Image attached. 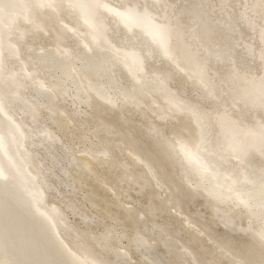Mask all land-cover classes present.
Returning <instances> with one entry per match:
<instances>
[{
  "label": "bare ground",
  "instance_id": "6f19581e",
  "mask_svg": "<svg viewBox=\"0 0 264 264\" xmlns=\"http://www.w3.org/2000/svg\"><path fill=\"white\" fill-rule=\"evenodd\" d=\"M112 1L116 3L111 0H0V264L112 263L92 252L79 234L81 231L68 221L57 203L45 200L48 188L53 186L47 181V172L51 174L59 166L65 178L70 176L60 164L61 159L68 162L75 180L80 181L90 173L95 176L94 163L112 172L107 152L99 149V142L82 137L93 147L84 148L78 154L63 144L65 158H61L54 148L55 142H61L59 136L46 128L43 120L37 122L39 104L59 130L74 123L64 106L59 105L60 97L65 102L68 88L71 98L75 99L70 102L74 106L71 114L87 115L84 121L93 123L95 135L113 133L114 125L99 115L104 110H119L118 122L125 124L128 119L121 116L122 111L125 114L139 111L144 115L140 107L144 104L146 109H151V114L155 112L154 116L163 123L155 125L149 121L147 128L157 137L150 140V149L159 168L167 173V162L174 157L186 180L184 196L190 200L195 195H203L205 205L226 233L246 232L249 242L237 245L231 240L218 241L208 234L206 227L193 233L189 218L184 222L186 232L190 231L186 233L188 237L201 247L204 237L210 241L211 249L207 252L210 264H221L223 259L227 264H264V164H259L264 162V0H233L240 6L238 24L247 28L251 36L244 40L241 32L234 29L231 41L223 37L224 24L228 25L223 20L229 14L226 6L231 8L227 0H216L215 4L213 0H202L201 7L193 12L195 20L190 26L183 25L178 18L180 11L174 8V1ZM214 8L218 14L209 21L203 15ZM47 28H51L53 39L46 43ZM113 35L124 40L123 44L114 42ZM253 37L258 42L256 48L250 41ZM238 46L239 58L245 54L249 62L254 58L261 63L259 72L255 74L251 68H239L235 64L233 51ZM211 56L226 61L220 77L209 65ZM33 60H38L37 66ZM150 63L153 69L147 70L146 65ZM49 72L55 74L51 81L43 78ZM121 78L126 84L121 85ZM171 78L176 83L185 82L192 90L198 87L203 98L197 92H189L199 100L184 102L189 96L182 100L177 89L170 90L167 81ZM185 87H181L183 96L187 92ZM221 92L224 98L219 97ZM117 93L123 98H115ZM205 104L211 107L206 110ZM68 105L67 102V108ZM79 105L91 113L77 109ZM13 110L21 114L14 116ZM171 118L177 122L169 134L172 137L166 138L163 126ZM143 139L139 138V142L147 145ZM118 141L112 145L113 149H128L132 163L143 161L148 171L153 168L135 139L125 135ZM37 146L50 157L51 166H43L47 160L41 154L35 156L33 148ZM135 166L131 161L123 162L127 172L122 171L116 178L137 183L140 192L148 178L134 169ZM153 172L158 180L159 174ZM168 175L172 177L170 172ZM95 180L100 179L96 176ZM53 190L57 188L53 186ZM167 193L164 205L175 207L172 191ZM153 198L155 195L149 194L150 205L146 211L156 215L163 207L155 206L151 202ZM65 202L64 206L76 213L77 206L67 198ZM91 203L95 204L94 199ZM126 211L130 218H135L136 210ZM77 214L85 225L93 222L79 208ZM244 219H247L245 225L240 224ZM137 220L141 218L137 216ZM109 233L104 230L98 236V244L104 252L125 260L126 250L111 246L113 236ZM152 233V239L158 237L179 262L191 264L186 250H192L181 240L162 236L160 230ZM130 241L150 264H172L167 257L149 258L148 255L154 254V245L146 236L136 233ZM195 259L197 264H203L198 257Z\"/></svg>",
  "mask_w": 264,
  "mask_h": 264
},
{
  "label": "rangeland",
  "instance_id": "374dc122",
  "mask_svg": "<svg viewBox=\"0 0 264 264\" xmlns=\"http://www.w3.org/2000/svg\"><path fill=\"white\" fill-rule=\"evenodd\" d=\"M170 2L174 1L175 6L174 8L179 10L178 18L181 19V22L185 26H190L191 23L195 20L193 14L195 13V9L201 7L202 0H169ZM242 0H239L241 2ZM112 3H116L115 1H112ZM200 3V4H199ZM213 4L216 3V0H213ZM227 4L231 6V8H227V11L229 12L228 15H223V20L227 22L228 25L224 24V39L228 38L229 40L234 36V29H238L241 32V37L244 38V40H249L251 36V32L247 28H245L243 25L238 24L239 20L237 18V8H239V4L237 2H233V0H227ZM193 7H192V6ZM189 7V8H188ZM156 8V6H155ZM153 10V8H151ZM190 9V10H189ZM192 9V10H191ZM201 9V8H200ZM45 8L41 12L44 13ZM160 11V7L157 9V12ZM190 11V12H189ZM215 8L213 11H210L205 13L203 15L207 20L212 21L215 18V15L218 14L217 11H215ZM41 12H39V17L41 18ZM194 12V13H193ZM200 12V11H199ZM214 13V14H213ZM217 13V14H216ZM202 14V13H201ZM204 14V13H203ZM180 15V16H179ZM183 15V16H182ZM188 15V16H187ZM232 15V16H231ZM64 16V14H63ZM229 16V18H227ZM191 17V18H190ZM209 17V18H208ZM231 17V19H230ZM43 19V18H41ZM188 21V22H187ZM188 23V24H187ZM229 27V28H228ZM227 28V29H226ZM49 34L46 36V43L51 42V39H53V32H51V28H47ZM226 32V33H225ZM230 34V35H229ZM226 35V36H225ZM233 35V36H232ZM51 36V38H49ZM120 36V34H119ZM228 36V37H227ZM114 37V38H113ZM112 40L114 39L116 43L119 45L123 44L122 41L119 40V38H115V35H113ZM131 38V36H128ZM128 37L126 38L128 41ZM231 41V40H230ZM251 43L255 44V48L258 46V42L254 37L250 40ZM69 44V42H67ZM234 56H235V64L240 68H251L253 73H257L261 70V63L258 60H255L253 58V62H249L247 58H245V54H243V58H239L241 56V51L238 48H234ZM216 59V62H215ZM218 61V62H217ZM222 61V63H221ZM217 60V58H213L211 56V61H209V65L212 69L216 70L217 76L220 77L224 74V70L226 67V61L221 59ZM38 60H33V63L37 66ZM239 64V65H238ZM147 70H152V64L150 63L149 66L146 65ZM145 67V68H146ZM217 67V68H216ZM174 71V70H173ZM211 70H209L210 72ZM58 73V70H57ZM41 76V74H39ZM53 76V78H51ZM176 78V76H173ZM45 80L49 78L48 81H51L55 78V74L53 72H49L47 76H43ZM215 79V77H214ZM171 80H173V84H171ZM171 80L168 79L167 85L171 86L169 88L172 90L175 88L177 89V94L180 96V98H187V100H183L184 102L195 103L196 100H199L198 98H193V94H189V92H197V94L201 95L203 98V93L201 92V89L195 88L196 90H192L188 84L185 85V82L177 81L176 83L175 79ZM216 80V79H215ZM67 81V80H66ZM104 81V80H102ZM182 82V83H181ZM126 84V82L121 78V85ZM180 84V85H179ZM179 85V86H178ZM70 86V85H69ZM185 87V96L181 94V87ZM64 87V85H63ZM73 91V88L71 89V92ZM174 91V90H173ZM175 92V91H174ZM67 94H69V88L67 89ZM67 94L64 95L66 98L65 102H61L59 98V105L64 106L63 109L66 113H68L73 120V124L69 123V126L65 129H58L55 125H53L50 121L49 116H47V110L42 109L39 104H37V100H41V98L37 97V100H33L37 107H39L40 116H38L37 119H39L37 122H41L43 120V125L46 128H51V132H55L57 136H59V140L61 142H55L54 148L59 152V156L61 158H65L64 150H63V144H65V147L68 146L71 152H74L76 154L80 153L81 150H87V148L93 147L89 146L90 144L87 141H84L82 137L87 136L89 139H91L94 142H99L100 147L99 149H105L107 154H105L109 158V162L111 165V173H108L102 165H99L98 163H94L93 174H89V176H86L85 178L79 180H75V173L71 169L70 165L67 166L66 161L64 159L59 160L60 164L65 166L69 172V177L63 176L61 174V170H59V166H56L53 168V172L49 174L47 172V181H49V184H53L57 190H53V186H50L46 192L47 195H45V200L47 202H53L57 203V205L60 206V208L65 212V216L67 217L68 221L71 222L78 230L81 231L79 233L82 236L83 241L88 244L92 250L99 258H103L104 260L108 262H112L113 264H150V260L145 259V256H143L139 250H136L134 248L133 242L130 241V239L136 234L140 233L150 240H152L153 246V253L148 255L149 258H154L153 256H159V258L163 259L165 257L168 258V260L172 264H189L184 261H178L175 258V255L173 253H168L167 249L161 244L158 237H155V240L152 239L151 235L152 230H160L162 236H169L172 238H176L177 240H181L184 244H186L191 250H186L189 258V261L191 264H197V261L195 257H198L200 259V262L203 264H210V256L207 254L208 250L211 249L210 247V241H207L202 234H198L199 236H202L204 239L203 247L199 244V242H194L189 238L188 234L190 233L186 232L187 229L184 228V222L186 219H188L189 226L191 229V232L195 233L197 230H200L202 227L208 228V234L210 236H213L214 239L220 240H231L232 243L237 245H247L249 242V236L246 232H229L223 227V225L216 219V217L212 214L211 209L207 207L204 203V196L198 194L195 195L192 199H187L183 191L186 189L185 186V178L181 174L180 166L178 162L174 159V157L170 158V162H167V173L164 170H161L158 166V162L153 158L151 154V142L150 140L157 139L156 134H153V132H149V129L147 126H149V123L153 122L155 125H160L163 123L160 118H157V116H154L155 112L151 114V109H146L144 104H141L140 107L144 109V115H140L139 111L133 113L131 112L128 114H125L126 111L121 112V116L128 119V122L126 120V124L124 122H118V111L114 110L113 112H106L104 110L103 112L99 113L101 118L104 119L105 122H110L114 125L113 127V133L111 134H103V132L97 133L96 135L92 133L93 129V123H90V120L88 119V116L83 114H71V109L74 108L70 104L71 100H75L74 98H71V94L67 96ZM112 94V93H111ZM219 94V91H218ZM119 94L115 95V98H117ZM219 96V95H218ZM29 98V96H27ZM220 98H224L225 95L221 92ZM119 98H123L122 96ZM189 99V100H188ZM88 100V98H87ZM144 103L146 102L145 99L142 100ZM67 102L69 103L67 108ZM117 103H119V100H117ZM204 104V103H203ZM209 105V104H208ZM207 104L204 105L207 106L205 109L210 108L211 105L208 106ZM103 109H105L104 105H100ZM83 108V111H87L91 113V110H89L84 105L77 106V109L81 110ZM17 111V112H16ZM13 110L14 116H19L21 114L19 110ZM15 112V113H14ZM56 113V112H55ZM79 116V118H77ZM23 119V116L21 117ZM117 119V120H116ZM173 119V120H172ZM148 120V121H147ZM29 121V119H28ZM146 121V122H145ZM82 122V124H81ZM84 122V123H83ZM86 122V123H85ZM167 122V123H166ZM164 121L166 123L164 127V137L171 138L172 136H169V134H172V128L174 126L173 123H176L177 120L175 118L167 119V121ZM29 123V122H28ZM89 123V124H87ZM75 124V126H74ZM130 125V127L128 126ZM145 124V125H144ZM74 127H73V126ZM32 129H35V127L31 126ZM147 128V129H146ZM116 131V132H114ZM139 132L141 134H139ZM143 133V134H142ZM145 133V134H144ZM96 137H95V136ZM130 136L133 140L135 139L138 142L139 150L141 153H143L146 157H148L153 165V168H150V171L147 169V165L143 161L132 163L131 157L128 156L126 150L123 149V151H117L116 149L112 148V145L114 143H118V138L122 136ZM141 135V136H140ZM144 135V136H143ZM145 135H148V138H145ZM152 136V137H151ZM147 137V136H146ZM150 137V138H149ZM139 138L143 140H147V145L141 144L139 142ZM114 141V142H113ZM117 141V142H115ZM35 144V142L33 143ZM126 147V146H122ZM38 149V150H37ZM31 150V148H30ZM42 148L41 146H37V148H33V153L35 156H39L41 154V158H45L47 162H43V166H51L49 164V156H45V152H41ZM53 152V150H50ZM82 152V151H81ZM121 152V154H119ZM39 158V160H41ZM129 158V159H128ZM131 161V165L135 166L134 169L137 171H141L145 177L147 176L148 182L146 184V187L138 191L139 185L137 183H126L119 181L116 176L118 174H121L122 171L127 172L123 168V162L125 164H128ZM54 163V161H53ZM96 164V165H95ZM260 165H263L264 162H259ZM55 165V163H54ZM130 167V166H129ZM113 169V170H112ZM153 170L159 174L158 180L155 176H153ZM43 171V168H42ZM114 171V172H113ZM148 171V172H147ZM173 171L175 173L173 174ZM168 172L172 174V177L168 175ZM91 175V176H90ZM99 177V181L95 180V177ZM162 181V183L160 182ZM171 180V182H169ZM69 184H72L69 185ZM129 185V186H127ZM172 191V199H173V205H176L175 207H171V204L164 205V200L168 197V190ZM111 190V191H110ZM73 192V194H71ZM149 194H154L156 198H153L151 202L155 206L160 205L162 206V210L159 212H156V215H153L146 211L147 205H150V201L148 199ZM202 194V193H201ZM91 195V196H89ZM87 196V197H86ZM91 197V198H90ZM71 200L79 210L87 214V216H91V219L93 222L90 223L89 226L85 225L81 220L79 219L80 216L77 214V208L76 213H72L71 210L66 208L64 206L65 200ZM94 199L95 204L91 203V200ZM93 202V201H92ZM72 204V205H73ZM134 209L135 212V218H130L127 215L126 210ZM137 216L141 218V220H137ZM245 222H247V219H244L240 222V224L245 225ZM205 225V226H204ZM254 225L255 224H251ZM104 230H108L110 235L113 236V239H111V246H114L118 249H125L126 250V257L125 260H118L116 259L113 254L106 253L102 250L100 245L98 244V236L104 232ZM199 244V245H198ZM193 253V254H192ZM227 253V252H226ZM108 254V255H107ZM142 255V256H141ZM145 260V262H143ZM166 259L165 262L169 263ZM111 263V264H112ZM221 264H227L226 260L223 259L221 261Z\"/></svg>",
  "mask_w": 264,
  "mask_h": 264
}]
</instances>
